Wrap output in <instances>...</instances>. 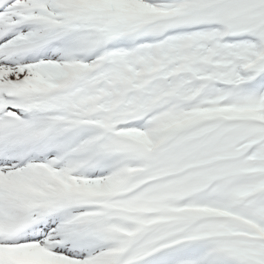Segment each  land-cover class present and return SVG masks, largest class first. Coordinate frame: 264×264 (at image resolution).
Here are the masks:
<instances>
[{
    "label": "snow or ice",
    "instance_id": "snow-or-ice-1",
    "mask_svg": "<svg viewBox=\"0 0 264 264\" xmlns=\"http://www.w3.org/2000/svg\"><path fill=\"white\" fill-rule=\"evenodd\" d=\"M0 264H264V0H0Z\"/></svg>",
    "mask_w": 264,
    "mask_h": 264
}]
</instances>
